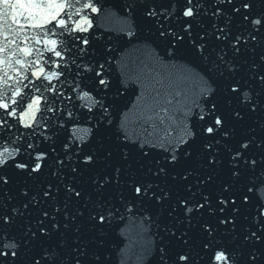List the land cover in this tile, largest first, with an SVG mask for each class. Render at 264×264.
<instances>
[{"label": "snow or ice", "instance_id": "6c2138e0", "mask_svg": "<svg viewBox=\"0 0 264 264\" xmlns=\"http://www.w3.org/2000/svg\"><path fill=\"white\" fill-rule=\"evenodd\" d=\"M0 264H264V0H0Z\"/></svg>", "mask_w": 264, "mask_h": 264}, {"label": "water", "instance_id": "95a60500", "mask_svg": "<svg viewBox=\"0 0 264 264\" xmlns=\"http://www.w3.org/2000/svg\"><path fill=\"white\" fill-rule=\"evenodd\" d=\"M160 91H161V105H160V107H167V105L163 103V100H164V98H166L168 93L172 92V89L167 88V87H162L160 89ZM161 115L163 116L164 113H161ZM154 122L157 124V127L159 129V134L163 135L164 129H165L166 125H167V120L165 119V123L164 124H160L159 123V119H156ZM149 131H153V129L149 128Z\"/></svg>", "mask_w": 264, "mask_h": 264}]
</instances>
